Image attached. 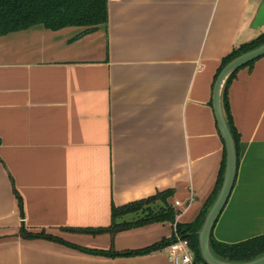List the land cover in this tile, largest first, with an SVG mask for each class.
Wrapping results in <instances>:
<instances>
[{
    "label": "crops",
    "instance_id": "obj_1",
    "mask_svg": "<svg viewBox=\"0 0 264 264\" xmlns=\"http://www.w3.org/2000/svg\"><path fill=\"white\" fill-rule=\"evenodd\" d=\"M0 36V264H173L148 247L172 223L116 233L113 206L173 189L193 222L224 142L211 103L222 59L264 32V0H108V22ZM239 163L213 237L264 233V55L229 87ZM128 214L118 222L132 221ZM62 241L24 238L20 228ZM98 251V252H97Z\"/></svg>",
    "mask_w": 264,
    "mask_h": 264
},
{
    "label": "trees",
    "instance_id": "obj_2",
    "mask_svg": "<svg viewBox=\"0 0 264 264\" xmlns=\"http://www.w3.org/2000/svg\"><path fill=\"white\" fill-rule=\"evenodd\" d=\"M107 22L108 0H0V36L28 29L38 24H41L51 30H60L69 26H84L87 27V31H91L102 24H106ZM263 43L264 32L259 34L254 39L241 44L239 47L235 48L232 52L226 55L222 59L221 66L215 77V82L222 69L230 61ZM256 60L257 59L246 63V65L240 69L246 66H252ZM240 69H237L228 77L222 90L223 110L232 133L237 152V167L240 154V134L234 124L229 104L228 92L231 82L237 76ZM211 103H213V96ZM223 142L224 157L216 185L201 212L193 222L180 223L176 221L179 210L176 209L170 202V199L174 195V190L167 189L165 191L158 192L155 195L132 201L121 206H113L111 212V223L107 227L81 228L73 230L91 234L109 232L111 237L114 238L116 233L122 230L156 222L172 223L175 225V230L173 231L171 237L163 238L148 247L123 252L110 249L109 251H100L99 253L108 256L146 255L156 250L165 248L169 244L176 241L177 236H180L181 238L189 240L190 247L194 252V263L208 264L201 254L198 237L199 231L201 230L205 218L220 192L224 180L227 151L224 139ZM131 213L137 214V218L135 220L118 222L119 218ZM19 233L24 238H55L57 241H62L61 239L45 232L29 231L24 225L20 228ZM210 247L213 254L221 260L229 262L250 261L264 254V233L237 243H225L218 241L211 233Z\"/></svg>",
    "mask_w": 264,
    "mask_h": 264
},
{
    "label": "water",
    "instance_id": "obj_3",
    "mask_svg": "<svg viewBox=\"0 0 264 264\" xmlns=\"http://www.w3.org/2000/svg\"><path fill=\"white\" fill-rule=\"evenodd\" d=\"M264 55V43L259 45L256 48H253L246 53L236 57L232 61H230L220 72L218 78L214 85L213 90V108L216 115V120L218 123V127L220 133L225 141L227 158H226V168L224 174V180L220 189V192L210 208L205 221L202 225L201 230L199 231V246L201 254L204 260L208 264H264V254L259 257L252 259L246 262H229L224 261L217 258L210 247V237L212 233V229L216 220L218 219L220 213L222 212L224 206L226 205L229 196L232 192L236 171H237V152L234 143V139L230 128L228 126L225 113L223 110L222 104V90L223 86L228 79V77L234 73L237 69H240L246 63L258 59L259 57Z\"/></svg>",
    "mask_w": 264,
    "mask_h": 264
},
{
    "label": "built area",
    "instance_id": "obj_4",
    "mask_svg": "<svg viewBox=\"0 0 264 264\" xmlns=\"http://www.w3.org/2000/svg\"><path fill=\"white\" fill-rule=\"evenodd\" d=\"M180 205L181 203L179 201H175L176 209H178L177 207H179ZM178 210L179 213L177 214L176 221H178V217L181 215L182 212L181 209ZM164 250L170 261L173 262V264H195L194 252L190 247L189 240L186 238H181L180 236H177V240L166 246Z\"/></svg>",
    "mask_w": 264,
    "mask_h": 264
},
{
    "label": "rangeland",
    "instance_id": "obj_5",
    "mask_svg": "<svg viewBox=\"0 0 264 264\" xmlns=\"http://www.w3.org/2000/svg\"><path fill=\"white\" fill-rule=\"evenodd\" d=\"M131 214H132V213H131ZM127 215H128V214H127ZM124 216H126V215H124ZM124 216H123V217H124ZM174 229H175V227H174Z\"/></svg>",
    "mask_w": 264,
    "mask_h": 264
}]
</instances>
